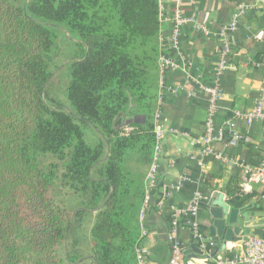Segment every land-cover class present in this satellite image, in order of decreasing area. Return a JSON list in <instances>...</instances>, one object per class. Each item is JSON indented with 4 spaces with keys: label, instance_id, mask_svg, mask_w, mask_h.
Masks as SVG:
<instances>
[{
    "label": "trees",
    "instance_id": "16d2710c",
    "mask_svg": "<svg viewBox=\"0 0 264 264\" xmlns=\"http://www.w3.org/2000/svg\"><path fill=\"white\" fill-rule=\"evenodd\" d=\"M159 25V0H0V264H136ZM61 34L65 104L47 91Z\"/></svg>",
    "mask_w": 264,
    "mask_h": 264
},
{
    "label": "crops",
    "instance_id": "0c3cea01",
    "mask_svg": "<svg viewBox=\"0 0 264 264\" xmlns=\"http://www.w3.org/2000/svg\"><path fill=\"white\" fill-rule=\"evenodd\" d=\"M250 0H193L185 6V15H193L197 22H204L210 31L204 37L196 31L195 24H187L181 28L179 36V52L190 62L189 73L197 81L186 83L182 71H167L164 75V87L159 92L162 99L160 107L162 125L166 132L162 140L163 155L160 160V191L156 206L146 216L145 226L148 234L143 241L147 249V264H167L170 257L168 233L173 210L186 209L195 194L200 196L196 216L180 217L183 226L178 237L184 250L196 242L191 233L184 228L186 220H195L200 232L204 235L205 224L211 221L208 202L210 198L223 197L225 203L235 208L251 205L246 212L252 220L242 222V230L248 229V236H262L264 223V202L260 200V187L249 186L245 191L240 188L241 170L236 166L224 165L212 157H200L198 141L204 134L207 98L198 88L213 84L214 70L218 62L220 40L217 36L220 28L226 24L235 7ZM173 0H159V31L156 42L159 56L177 59L176 51L169 45L168 37L172 27ZM264 59V7L250 10L240 22L239 28L231 39V55L229 62L235 70L225 72L219 78L223 97L214 116L216 130L223 132L221 142H215L213 149L232 161L256 167L264 154V122L255 121L250 126L233 120V128L240 136L236 146H226L228 129L225 122L230 119L231 112L238 110L247 112L252 109L257 97L258 88L263 79L262 68H254L251 62ZM156 77L157 72L153 70ZM179 87L173 95L170 88ZM156 108V102H155ZM172 131V132H171ZM184 179V180H183ZM183 180V181H181ZM181 185H177L178 182ZM208 242L213 243L200 256L190 252L185 256L186 264L211 263L215 259L242 253L243 242H229L224 246L215 243L206 235ZM215 243V244H214Z\"/></svg>",
    "mask_w": 264,
    "mask_h": 264
},
{
    "label": "built area",
    "instance_id": "2783aa9c",
    "mask_svg": "<svg viewBox=\"0 0 264 264\" xmlns=\"http://www.w3.org/2000/svg\"><path fill=\"white\" fill-rule=\"evenodd\" d=\"M192 2L193 0H173L171 19L172 27L170 30V35L168 37V42L169 45L176 51L178 60L163 55H160L158 57V91H161L164 87V75L167 71L172 72L180 70L185 75L187 81L186 83H193V80L197 83V81L193 79V77L189 73L191 65L190 62L179 52L178 45L181 28L187 24H195L196 31L202 34L204 37H209L211 33L204 22H197L194 19L193 15H185V6L192 4ZM259 7H264V0H250L249 2L237 5L229 21L224 24L217 33L221 44L218 51V62L214 70L213 84L210 86H204L198 83L199 90L204 95H206L207 98L204 134L198 141V144L201 148V158L212 157L214 160H217L224 165L238 167L242 173V181L239 185L241 190L245 191L251 185L259 186V198L264 202V154L258 165L256 167H251L241 162L232 161L228 157L215 152L213 149V144L215 142H221L224 138L223 132L221 130H216L215 128L214 116L218 111L219 101L223 97V92L219 85V78L225 72L235 70L234 66L229 62V56L231 55V39L239 28L240 22L246 15V13L250 10L258 9ZM161 17L162 16L159 13V20L162 19ZM251 65L254 68H262L263 70V79L258 88V97L251 110L247 112L234 110L231 112L230 119L227 120L224 124L225 129L229 130L228 140L226 141V146L228 147L236 146V144L240 140V136L233 128V120L241 121L247 126H250L255 121L264 122V59L251 62ZM169 90L173 95H176L180 89L179 87H172ZM161 105L162 99L161 97H159L158 92L156 99V108L152 117V132L154 135L152 161L145 176L146 196L144 206L142 207L139 215L140 241L135 248L136 264H147L146 257L148 251L143 246V241L148 234L147 228L144 223L145 205L149 200V191L153 189L157 182V176L160 169V160L162 159L163 155L162 140L166 132H168V130L162 125L163 119L160 110ZM177 185H181V182L179 181ZM199 199L200 196L198 194H195L186 209L173 210L170 230L168 233L170 257L167 264H186L184 248L178 237L179 230L183 227L179 224V218L181 216L189 217V219L195 217ZM184 224V228L191 233V239L195 240L198 243L199 249L202 252H207V248L211 247L213 243L207 241V238L200 232L198 224L195 222V220H186ZM262 231V236H248L247 241L243 245L242 253L234 254L232 256L220 257L215 259L211 263L205 264H264V223Z\"/></svg>",
    "mask_w": 264,
    "mask_h": 264
},
{
    "label": "water",
    "instance_id": "95a60500",
    "mask_svg": "<svg viewBox=\"0 0 264 264\" xmlns=\"http://www.w3.org/2000/svg\"><path fill=\"white\" fill-rule=\"evenodd\" d=\"M128 123L131 122L128 121ZM208 208L211 221L205 224L204 229L209 238L217 239L214 242L220 246H224L229 242L245 243L247 241L249 230H242L241 225L242 222L252 220V215L246 212L251 208V205L235 208L232 204L225 203L223 197H212L208 202ZM206 234L204 233V235ZM196 244L192 241L189 250H184V255L193 252L200 256L202 252L196 248Z\"/></svg>",
    "mask_w": 264,
    "mask_h": 264
},
{
    "label": "rangeland",
    "instance_id": "374dc122",
    "mask_svg": "<svg viewBox=\"0 0 264 264\" xmlns=\"http://www.w3.org/2000/svg\"><path fill=\"white\" fill-rule=\"evenodd\" d=\"M69 39L71 38L68 37L67 34L59 35L57 51L49 64V69L52 73L47 88L49 99L63 104H65L64 91L67 83L66 69L76 51L75 42ZM89 136L92 138L91 134H89ZM91 138H89V140H91ZM42 162L44 164L50 163L52 159L49 156H44Z\"/></svg>",
    "mask_w": 264,
    "mask_h": 264
}]
</instances>
